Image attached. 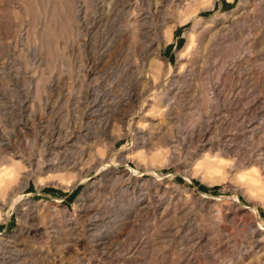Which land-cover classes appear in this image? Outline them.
Returning a JSON list of instances; mask_svg holds the SVG:
<instances>
[{"label": "rangeland", "instance_id": "obj_1", "mask_svg": "<svg viewBox=\"0 0 264 264\" xmlns=\"http://www.w3.org/2000/svg\"><path fill=\"white\" fill-rule=\"evenodd\" d=\"M261 167L264 0H0V264H264Z\"/></svg>", "mask_w": 264, "mask_h": 264}, {"label": "bare ground", "instance_id": "obj_2", "mask_svg": "<svg viewBox=\"0 0 264 264\" xmlns=\"http://www.w3.org/2000/svg\"><path fill=\"white\" fill-rule=\"evenodd\" d=\"M130 7V6H129ZM225 26H221L220 25V29H222V28H224ZM207 34H208V32H200L198 35H197V43H198V45H201L202 44V42H203V40H204V38L207 36ZM151 45V44H150ZM149 45V46H150ZM147 53V52H146ZM260 162L259 161H257L256 160V165L258 164V165H260L259 164ZM258 169H259V167H258ZM262 170H264V168L263 167H261V171ZM261 174V173H260ZM262 178H263V176H262ZM261 178V179H262ZM260 179V180H261ZM264 181V180H263ZM254 218V217H253ZM232 219V218H231ZM250 220H252V219H250ZM253 221H254V219H253ZM246 222L247 223H252L251 221H249V220H246ZM244 223H245V221H244ZM242 224H243V222H242ZM252 225V227H253V231L249 234L250 235V246L251 247H249L251 250H254V249H256L258 252H263L264 251V228L262 227V228H260L259 227V225H257L256 226V224L255 225H253V224H251ZM248 226V225H247ZM221 248V247H220ZM253 252V251H252Z\"/></svg>", "mask_w": 264, "mask_h": 264}]
</instances>
